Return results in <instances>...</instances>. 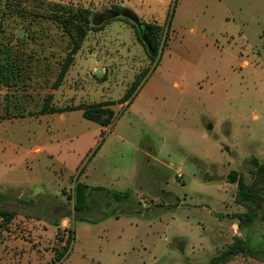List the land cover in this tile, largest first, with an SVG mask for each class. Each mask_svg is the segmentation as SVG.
Instances as JSON below:
<instances>
[{
    "label": "rangeland",
    "instance_id": "obj_1",
    "mask_svg": "<svg viewBox=\"0 0 264 264\" xmlns=\"http://www.w3.org/2000/svg\"><path fill=\"white\" fill-rule=\"evenodd\" d=\"M55 5L90 14L89 31L56 89L70 42L49 19ZM250 5L248 0H0V48L9 50L15 66L10 86L0 85V207L49 224L59 216L68 232L71 184L84 182L87 172L89 185L129 191L139 209L127 213L123 204L95 197L92 223H73L74 239L59 264H206L231 243L229 214L244 209L234 203L236 185L227 175L234 170L250 182V160L264 164V38L262 18ZM113 6L123 21L104 25ZM140 25L158 29L155 62L147 57ZM138 78L124 106L120 99ZM48 95L50 106L61 111L39 114ZM103 101L112 102L115 115L104 129L80 110H67ZM103 142L105 151L97 154ZM36 147L43 152L34 153ZM123 173L137 192L114 183ZM218 197L222 203L214 205ZM211 210L226 220L215 233ZM253 211L255 222L241 233L235 230L251 246L264 248V202ZM113 213L119 218L105 217ZM46 243L53 257L62 250L58 241ZM14 260L0 264L45 263L33 253ZM228 264L264 261L238 256Z\"/></svg>",
    "mask_w": 264,
    "mask_h": 264
},
{
    "label": "trees",
    "instance_id": "obj_2",
    "mask_svg": "<svg viewBox=\"0 0 264 264\" xmlns=\"http://www.w3.org/2000/svg\"><path fill=\"white\" fill-rule=\"evenodd\" d=\"M120 11L121 10L119 7L113 6L109 10L111 16L108 19H105L103 24L107 25L111 21H123L122 19L118 18ZM89 15L90 14L88 10L80 8L77 10L68 11L65 10V8H61L60 6H52V12L49 16V19L57 22L61 26L63 32L68 36L70 42V50L60 67V71L54 83L55 89L64 79L68 69L72 65L74 56L80 50L84 38L89 31ZM139 29L141 31L140 34L142 35L143 33L146 38L145 48L147 57L151 62H155L159 47L158 29L153 25H146V27L140 25ZM8 58H11L9 50L0 48V85L5 87L10 86L13 77V71L15 69V66H13L12 62ZM138 84L139 78L135 79L131 83L130 87L120 99V103H125V106L129 104L130 98ZM51 100L52 95L45 97L43 105L39 110V114H52L61 111L57 108H54L53 106H50ZM111 105L112 102L105 101L90 105L79 104L78 106L68 108L67 110H80L82 112V117L85 120L96 123L100 127L107 128L113 123L115 118L114 112L110 108ZM250 163L253 166L251 174L252 178L250 182H246L243 176L234 170L230 171L227 175L229 183L236 185L234 203L244 209V212L229 215V217L235 221L239 233L250 227L255 222L256 219L253 210L257 204L264 202V164L258 162V160L255 158H252ZM61 194L65 195V192L62 191ZM95 197H97L100 201L101 199L107 200L109 198L112 200V202L118 204L119 206L123 204L127 209V213L139 211L138 208L132 206L131 196L128 192H114L105 190L102 187H88L75 180L71 193L68 195V199L72 202V211L70 213L72 223H75L76 220L92 223L88 220V216L91 212V209H93L92 206L94 207ZM19 202L23 205L28 203L24 200H19ZM98 205L101 207L104 205L103 208H110L107 204ZM15 216V211L0 207L1 227L5 228ZM55 216L58 215L55 213ZM113 216L115 219H117L120 215L117 213L105 215V217ZM56 218L57 219L50 222V224L55 227L59 226L61 217L58 216ZM73 239V230H69L65 246L61 251L56 252L54 261L58 262L60 259H62ZM238 256L264 261V248L260 246H251L248 238L243 239L239 236H234L231 243H229L217 255L211 257L206 262V264H228Z\"/></svg>",
    "mask_w": 264,
    "mask_h": 264
},
{
    "label": "crops",
    "instance_id": "obj_3",
    "mask_svg": "<svg viewBox=\"0 0 264 264\" xmlns=\"http://www.w3.org/2000/svg\"><path fill=\"white\" fill-rule=\"evenodd\" d=\"M248 1L251 4L250 7L253 10H256V12L262 18L261 20H259L260 25L258 27L261 29L262 37L264 38V0H248ZM234 58H241V57L236 56ZM242 65L244 67H246L248 65V62L244 61L242 63ZM103 102H105V101H103ZM108 102H110V101H108ZM112 107H113V104L110 106V108L112 109ZM254 118H256V117H254ZM7 120H9V119H7ZM104 142L98 147L97 154L102 152V151L103 152L105 151ZM33 152L34 153H42L43 149L40 147H36L33 149ZM88 152H89V149L82 156V158L80 160V164H82V162L85 161V158L87 157ZM49 173L50 172L48 170H46L45 174L50 175ZM83 177H84V179H83L84 182H82V184H84L88 187H93L92 185H89V183H88L90 175L87 172L83 174ZM114 181H115L114 183H118L121 186L129 184L130 187L135 189V192L138 191V189L136 187L137 185L135 186L134 182H129L128 176L125 175V173H123L121 177H117L116 180H114ZM73 185H74V183L72 182L71 188H73ZM95 187H100V186H95ZM65 189L66 188L64 187L63 189H61L60 192H62V191L66 192ZM127 192L129 193V191H127ZM130 196H131V194H130ZM213 200H214L213 201L214 205L222 203V201L220 200L219 197L213 198ZM144 205L145 204L142 203L143 208H144ZM210 213L213 214V219H212L213 224L211 226L212 229L210 231H211V233H215V228L217 231V228H220V226H221L220 222L222 224H225L226 220L224 219V217L221 220L219 218V216H217V214H215V212L213 210H211ZM64 223L65 222L61 218L59 226L55 227V226L49 224V222L46 221L45 219L44 220H42V219L41 220H35V219H28V218L20 216V215L15 216L5 228L1 227V225H0V235H1V237H0V261L3 259H6V258L7 259L13 258V260L15 258H17V261H19V259H21L25 256L28 257L29 255H31V253H33V255H35V256L43 257V259L45 261L44 264L56 263L54 261V257L50 255V250H48V248H46L45 246L47 244L46 242H48L50 240L57 242V240H56L57 233L59 232L60 228L63 227ZM228 224H232V226L227 228L229 237L231 238L234 236H238V233L235 230L236 229L235 221H234V223H228ZM18 225H20V227ZM13 226H17V229H15V227L13 228ZM22 230H24L26 232V233L23 232V234H25V235L30 234L32 239L27 240L25 238L26 236L23 235L22 233H20ZM33 244H36L35 245L36 248L30 250L31 247L34 246ZM60 248H62V247H60ZM66 257L65 258L62 257L64 260L61 259L62 261L57 262L56 264L64 262L66 260Z\"/></svg>",
    "mask_w": 264,
    "mask_h": 264
},
{
    "label": "built area",
    "instance_id": "obj_4",
    "mask_svg": "<svg viewBox=\"0 0 264 264\" xmlns=\"http://www.w3.org/2000/svg\"><path fill=\"white\" fill-rule=\"evenodd\" d=\"M177 179H181V175L179 173H177L176 175ZM69 221V224L68 226H70L71 228L68 229V230H72L73 228V223H72V219L71 220H68ZM67 236H68V232L62 227V230L57 233V241L60 242L59 245H61V247L63 248L65 246V242H66V239H67Z\"/></svg>",
    "mask_w": 264,
    "mask_h": 264
},
{
    "label": "water",
    "instance_id": "obj_5",
    "mask_svg": "<svg viewBox=\"0 0 264 264\" xmlns=\"http://www.w3.org/2000/svg\"><path fill=\"white\" fill-rule=\"evenodd\" d=\"M208 130H211V127H209Z\"/></svg>",
    "mask_w": 264,
    "mask_h": 264
}]
</instances>
